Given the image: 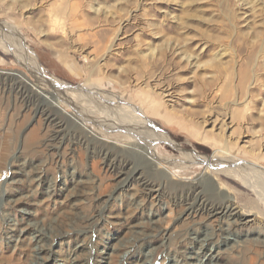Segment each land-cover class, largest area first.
Here are the masks:
<instances>
[{
    "label": "rangeland",
    "instance_id": "1",
    "mask_svg": "<svg viewBox=\"0 0 264 264\" xmlns=\"http://www.w3.org/2000/svg\"><path fill=\"white\" fill-rule=\"evenodd\" d=\"M6 24L20 40L8 44L16 54L0 47V264H197L195 253L212 246L209 264H264L255 191L220 174L236 210L252 214L222 246L226 221L202 211L178 220L184 206L174 198L125 188L123 163L110 168L81 141L75 118L33 99L53 90L47 77L85 86L92 99L118 95L183 151L226 149L264 168V0H0V31ZM70 99L61 105L84 120ZM89 123L120 135L114 118ZM157 153L174 180L204 170L175 167L183 156L169 144Z\"/></svg>",
    "mask_w": 264,
    "mask_h": 264
},
{
    "label": "bare ground",
    "instance_id": "2",
    "mask_svg": "<svg viewBox=\"0 0 264 264\" xmlns=\"http://www.w3.org/2000/svg\"><path fill=\"white\" fill-rule=\"evenodd\" d=\"M18 36L19 33L13 29V26L6 24V27L0 31V47L11 53L14 52L15 48L8 44L13 42L14 39L16 42L17 40H20L18 39ZM26 56L27 55H25L24 58H26ZM36 72L39 73L38 69ZM47 79V86L53 89L51 91L56 93L50 94L51 91L49 90H36L37 96L36 98H33L34 101H36L37 104H44L45 106L52 108V110L55 111L56 116L59 114V116L65 115L69 118H75L74 125L80 132L79 134H82V139L79 137L81 141L88 144L92 143L94 146V152L102 155L106 164L111 166L110 168L119 163H123V168H121L123 170L127 169L125 172H121L123 179L122 183L125 188L132 186L135 182L141 186L144 195H154L157 198L166 194L170 199L174 198L173 200H175L177 204H182L184 206V210L177 217L178 220L182 218L185 219L190 214L198 211L206 213V216L207 214L217 215L222 220L226 221V226H220L219 230L222 234L220 245L227 246L230 243L236 242L234 237L231 238L234 226L239 223L248 222L251 212L245 213L236 210L234 202L229 196V189L222 183L218 182L219 177L221 176L220 174H222L240 181L246 187L252 189L258 194L259 202L263 208L262 217L264 221V168L259 167L254 162L235 158L226 149L222 150L220 154L214 152L208 157L201 156L194 150L183 151L165 131L158 128L153 121L148 118V115L142 107H139L118 95L117 97H111L110 95L103 94L101 100L96 97L92 99V96L90 95L91 93L87 92L85 86L84 88L81 86L78 88L79 90L75 91L68 89L67 84L62 83L54 77H47ZM21 80L29 86L28 79L22 76ZM30 96H32V94ZM147 96L154 99L151 95L149 96L147 94ZM148 97L142 96L140 101L150 100L151 103L152 100ZM69 99L75 107L77 106V109L82 108L80 111H83L85 114L86 118L84 120L78 119V115L74 116L71 113H67L63 108L61 101H65L69 104ZM92 103L93 106L97 103L98 107L96 106L97 108H93ZM152 104L148 106V109L153 107ZM105 117L114 118L117 122L119 130H121L120 135L117 138L109 136L105 137L104 135L98 134L87 125L89 122H92V124L96 126L101 123L102 118ZM46 119L53 121L52 114H48ZM162 143L169 144L172 147L181 150L183 158L177 160L175 164V167L180 170L188 169L194 164L203 166L204 170L198 175V179L196 178L197 180L190 182L187 179V181H184L182 178L174 180L175 174L165 165L168 164L170 160L157 153V148ZM128 169H131V173H128ZM193 240L199 241L196 236ZM201 247L202 244H200L197 250L201 251ZM212 249L215 248L212 246L209 249V252L205 255L203 252L195 253L193 261L195 260L197 264H209V262H212L211 258H213V254L210 252ZM142 261L141 264L148 263L147 261Z\"/></svg>",
    "mask_w": 264,
    "mask_h": 264
},
{
    "label": "trees",
    "instance_id": "3",
    "mask_svg": "<svg viewBox=\"0 0 264 264\" xmlns=\"http://www.w3.org/2000/svg\"><path fill=\"white\" fill-rule=\"evenodd\" d=\"M202 145H200V144H195V147L197 148V149H200V150H202V151H208V149L205 147V146H202Z\"/></svg>",
    "mask_w": 264,
    "mask_h": 264
}]
</instances>
